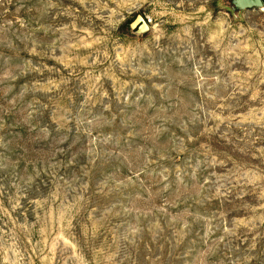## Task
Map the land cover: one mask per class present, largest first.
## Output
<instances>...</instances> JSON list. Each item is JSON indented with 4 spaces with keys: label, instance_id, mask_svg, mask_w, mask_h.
Listing matches in <instances>:
<instances>
[{
    "label": "rangeland",
    "instance_id": "rangeland-1",
    "mask_svg": "<svg viewBox=\"0 0 264 264\" xmlns=\"http://www.w3.org/2000/svg\"><path fill=\"white\" fill-rule=\"evenodd\" d=\"M220 1L0 0V264H264V0Z\"/></svg>",
    "mask_w": 264,
    "mask_h": 264
},
{
    "label": "water",
    "instance_id": "water-1",
    "mask_svg": "<svg viewBox=\"0 0 264 264\" xmlns=\"http://www.w3.org/2000/svg\"><path fill=\"white\" fill-rule=\"evenodd\" d=\"M221 2V1H220ZM231 5L230 6H225L222 4V6L224 8H226L227 10H229V12L232 14L233 19H239V15L240 12L246 8H260L262 7V0H230ZM237 8L238 9V13L237 16H234L232 13L233 8ZM146 18H143L140 15H136L132 21L129 24L130 28H134L135 26H137V32H142L144 30H146L147 26H146Z\"/></svg>",
    "mask_w": 264,
    "mask_h": 264
},
{
    "label": "flooded vegetation",
    "instance_id": "flooded-vegetation-1",
    "mask_svg": "<svg viewBox=\"0 0 264 264\" xmlns=\"http://www.w3.org/2000/svg\"><path fill=\"white\" fill-rule=\"evenodd\" d=\"M221 2H222V4L225 5V6H230V5H231L230 0H221ZM251 8H253V7L246 8V9H251ZM246 9H244V10H246ZM244 10H242V11H244ZM242 11H241V12H242ZM232 13H233L234 16H237L238 9L234 7L233 10H232Z\"/></svg>",
    "mask_w": 264,
    "mask_h": 264
}]
</instances>
